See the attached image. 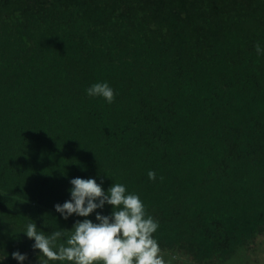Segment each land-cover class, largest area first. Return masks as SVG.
Masks as SVG:
<instances>
[{"label": "trees", "instance_id": "1", "mask_svg": "<svg viewBox=\"0 0 264 264\" xmlns=\"http://www.w3.org/2000/svg\"><path fill=\"white\" fill-rule=\"evenodd\" d=\"M257 42L264 0H0V264L85 218L54 207L73 177L138 193L173 264H264Z\"/></svg>", "mask_w": 264, "mask_h": 264}, {"label": "clouds", "instance_id": "2", "mask_svg": "<svg viewBox=\"0 0 264 264\" xmlns=\"http://www.w3.org/2000/svg\"><path fill=\"white\" fill-rule=\"evenodd\" d=\"M255 48L258 54H264L260 42ZM86 94L103 97L108 103L115 99V90L108 81L94 82ZM147 175L156 179L154 170H148ZM70 184V199L56 203L55 210L64 219L73 214L84 219L76 220L71 229L59 226L50 233L31 220L21 231L34 240L33 249H39V264H173L174 257L166 258L154 236L159 223L146 212L138 193L116 182L105 190L103 181L95 177H73ZM106 204L112 206L109 214L97 211ZM94 212L95 221L89 218ZM7 255L0 256V262ZM11 256L20 264L27 259V254L19 250Z\"/></svg>", "mask_w": 264, "mask_h": 264}]
</instances>
